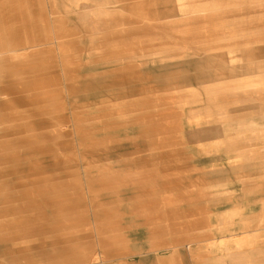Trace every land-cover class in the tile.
<instances>
[{
	"label": "rangeland",
	"instance_id": "rangeland-1",
	"mask_svg": "<svg viewBox=\"0 0 264 264\" xmlns=\"http://www.w3.org/2000/svg\"><path fill=\"white\" fill-rule=\"evenodd\" d=\"M140 1L146 3L122 13L125 17H137L142 23L121 29L138 27L148 31L143 32V40L133 41L141 50L177 53L159 56L158 63H150L148 59L153 57L148 56L131 58L124 66L99 67L93 70L99 71L98 74L75 79L72 72L78 61L77 48L82 46L79 42L77 46V41L81 43L82 38L97 35L93 32L65 35L62 20L48 0H0V60L7 58L12 63L9 67L3 61L0 63L4 72L0 88L9 82L22 86L54 75L63 82L30 94L0 95V209L6 206L12 208L11 213L17 212L7 218L6 224L0 220V264L208 263L209 258L195 249L208 232L207 209L201 205L207 199L202 195L207 182L197 175L198 169L191 166L178 144L176 101L179 96L187 98L185 95L192 90L184 80L190 75L189 69L193 75L203 73L209 78H205L207 81L213 80L207 91L210 96L213 92L221 93L219 55L229 58L225 64L228 61L233 72L247 69L248 63L243 60V49L220 50L229 48L230 43L241 44L252 35H231L230 18L217 20L218 16L239 9L234 5L230 8L229 0ZM256 5L264 8V3ZM166 8L172 9L173 15L189 17L190 25L185 27V23L182 27L183 23L177 22V33L161 37L165 33L158 32L165 24L152 23L155 19L149 17L160 16ZM90 14L91 11L85 13L84 18L91 20ZM180 34L185 36H177ZM253 36L255 41L264 40V32ZM189 50L192 53L178 52ZM190 56L192 62L188 59L183 63L182 59ZM196 57L205 60L204 65L193 64ZM168 58L176 61L177 68ZM82 83H90V91H82L75 97L67 90V84ZM108 85L107 92L101 91ZM21 96L24 102L12 100ZM105 96L108 102L103 103ZM58 102L68 104L59 111ZM102 105H108L110 110H104ZM89 109L97 110L99 119L93 124L87 120L82 124L79 119L86 114H80ZM56 116L61 121L64 116L66 121L50 125ZM93 127L101 132L93 135ZM127 129L134 135L140 134L141 141L146 139L151 150L126 155L133 144L125 142ZM77 130L85 133L84 146L88 148L79 150L70 146L79 134ZM68 140L70 143L65 144ZM110 148L111 156L116 153L120 156L94 161L91 152ZM78 150L87 153L67 157L69 152L75 154ZM165 152L170 158L159 161L157 156ZM133 159L141 161L135 167H127ZM25 172L40 173L38 182L14 179ZM101 180V185L95 182ZM121 191L130 193V199L125 197L123 202ZM122 204L131 205L124 212L119 209ZM45 214L46 217H40ZM31 234L34 238H30ZM14 237H23L16 242L14 253H10V248H1ZM54 240L59 244L49 243ZM64 243L74 246L71 255L51 257ZM38 244L41 246L35 248Z\"/></svg>",
	"mask_w": 264,
	"mask_h": 264
},
{
	"label": "crops",
	"instance_id": "crops-1",
	"mask_svg": "<svg viewBox=\"0 0 264 264\" xmlns=\"http://www.w3.org/2000/svg\"><path fill=\"white\" fill-rule=\"evenodd\" d=\"M48 1L62 20L64 33L69 31L74 36L93 32L97 35L84 37L81 43L77 41V46L78 42L82 45L77 48L80 59H77L76 67H80V78L87 74H98L99 71L93 70L99 67H113L115 64L124 66L131 58L145 59L148 56L153 57L148 59L150 63H158L159 56L177 53L141 50L142 47L136 42L144 39L143 32L147 30L138 27L121 29L142 23L137 17L123 16L122 11L137 9V5L144 4L145 1ZM229 2L230 8L234 5V8L239 9L230 10L218 16L217 20L228 16L231 35L252 36L241 44L230 43L229 48L223 47L220 51L243 49L241 54L248 63L247 69L233 72L228 67V61L225 64L229 58L219 55L221 93L213 92L211 96L207 91L213 80L207 81L209 78L203 73L195 72L193 75L192 70H188L190 75L184 80L189 82L192 90L185 95L187 98L179 96L176 101L180 129L177 134L178 144L191 161V166L198 169L197 175L207 182L206 192L202 191L207 199L201 205L207 209L208 232L195 249L209 258L207 264H264V40L255 41L253 36L257 32H264V8L256 5L263 4L264 0ZM115 4L116 7H109ZM86 5L95 8L86 9ZM254 5L256 8L247 9ZM89 11L92 12L91 20L84 18V14ZM183 15H173L172 9L166 8L160 12V16L148 17L155 19L152 23L165 24L158 32L165 33L162 37L177 33V22L183 23L182 27L185 23V27L190 25L189 17ZM219 25L223 27L222 23ZM149 31L154 32L151 28ZM188 31L186 28L185 33ZM153 35L158 37L156 33ZM178 52L192 53L190 50ZM183 59V63L188 62V59L192 62L193 57ZM168 62L177 68L176 61L172 62L168 58ZM203 62L205 60L196 57L193 64L201 66L204 65ZM90 85L82 83L80 92L90 91ZM109 86L105 89L109 90ZM140 137V134L134 135L132 130L126 134L125 142H133L132 151L127 149L126 155L143 150L144 147L149 148L147 152L150 151L146 139L141 141ZM170 156L165 152L159 154L157 159L166 161ZM140 161H133L132 166L135 167Z\"/></svg>",
	"mask_w": 264,
	"mask_h": 264
},
{
	"label": "bare ground",
	"instance_id": "bare-ground-1",
	"mask_svg": "<svg viewBox=\"0 0 264 264\" xmlns=\"http://www.w3.org/2000/svg\"><path fill=\"white\" fill-rule=\"evenodd\" d=\"M65 35H68L69 37H72L73 36V34L72 33H70L69 31H68V33L66 32L65 33ZM39 44H42V45H45V44H43V43H39ZM36 46V45H35ZM61 47H62V45H61ZM7 61H9L7 58H4V59H2V60H0V63L2 62V64L3 65H5V67H9V66H11L12 65V63H9V62H7ZM77 59H80V56L78 55L77 56ZM1 64V65H2ZM78 65H81V63H78ZM1 69V68H0ZM40 70H42V69H35V71H40ZM53 70H55V68H53ZM79 70H80V67L79 66H77V67H75V69L73 70V72L72 73H74L73 75L75 76V79L76 78H80V74L78 73L79 72ZM3 71H2V69L0 70V76H3ZM8 75L9 74H11L10 73V70H9V72L7 73ZM71 74H69V76H70ZM80 75V76H79ZM9 77V76H8ZM62 77V76H61ZM68 76H67V74H66V78H67ZM57 83H60V84H63V82L61 81V78L59 77V76H56V75H54V76H52V77H50L49 79H46V80H41V81H39V80H36V81H34L33 83H26V84H24V85H22V86H17V85H14V82H9V83H7L6 84V86L5 87H1L0 88V95H4V96H6V95H15V94H18V93H28V94H30V93H32V92H34V90H37V89H40V88H44V89H47V88H50V86H52V85H54V84H57ZM80 85H82V84H67V90L69 91V90H71V94H73V96H75V97H78L79 95H77L78 93H80ZM101 91H103V92H107L108 90L107 89H105V91L104 90H101ZM20 94H18V95H20ZM17 95V96H18ZM13 98V97H12ZM17 98V99H16ZM16 98H13L12 100H14L15 102L16 101H20V102H24V97H16ZM83 98V96H81V98L80 99H82ZM16 99V100H15ZM109 101H110V99H109ZM102 102L103 103H105V102H108V97L107 96H105L103 99H102ZM68 104V103H67ZM67 104H65V102H58L57 103V105H56V108H58V110L59 111H61V110H63L64 108H65V106H67ZM103 107H104V110H110L109 108H108V105H102ZM71 108H73V106L71 105L70 106ZM93 107V106H92ZM95 109H97V108H95ZM96 111L97 110H93V109H89L88 111H84L83 113H81L80 115H83V114H86V115H84V116H82L79 120L81 121V123L83 124V123H85V121L87 120L89 123H94V120H96V119H99V115H96ZM76 116V113L74 114L73 113V117H75ZM108 115V114H107ZM107 115H102V117L104 118V117H109V116H107ZM88 116H90V117H88ZM77 117V116H76ZM56 119V120H55ZM53 120H55V121H53ZM62 121H66V117H64V116H62ZM61 121V118H58V116H56L55 118H52L51 119V121H50V125L51 124H56L57 122H62ZM120 122V121H119ZM123 123V122H122ZM57 125V124H56ZM103 125H107L106 123H103ZM116 127H118L117 125H115ZM113 128H115V127H113ZM98 130V132H99V130L100 129H97ZM97 130L96 131H94V127H93V131L91 132V133H93V135H95V132L96 133H98L97 132ZM78 131V130H77ZM127 131H128V129H127ZM78 135H77V138L74 140V141H71V143H70V141L68 140V141H65V144H69L70 143V146L72 147V148H74V149H82L83 147H85V148H88V147H86V146H84L85 145V143H86V141H87V138H86V136H85V133H82V132H80V131H78ZM127 134H128V132H127ZM67 142V143H66ZM63 146H64V143H63ZM149 149V148H148ZM148 149H143V150H138V151H136L135 153H138V152H140V153H144V151H147ZM75 151V154H74V152H69L68 154H67V157H74L73 155H76V156H83L84 155V153H87V151H84V152H80V151ZM151 150V149H150ZM89 152V151H88ZM111 148H110V150H108V149H105L104 151L103 150H100V151H93V152H91L92 153V156L94 157V161H100V160H106L107 159V157H108V159H109V157L110 158H113V156H115L114 158H116V157H119L120 156V154L119 153H116V154H114V155H112L111 156ZM100 153H104V154H100ZM106 153H108L109 155H107ZM168 154V153H167ZM137 159H133L131 162H135ZM133 164V163H132ZM132 164H129L127 167H129V166H132ZM118 165H120V164H116V165H114V166H118ZM112 168V167H111ZM113 169V168H112ZM21 175H23V176H21V177H18V176H15V178L14 179H16L17 181H22L23 179H26L27 181H31V183L32 184H36L37 182H38V175H40V173H27V172H25V173H21ZM20 178H23L22 180H18V179H20ZM37 180V181H36ZM48 180H51V178H49ZM53 180V179H52ZM96 183H98L99 185H101V184H103L102 183V180L101 181H95ZM27 184H29V183H27ZM25 185V184H24ZM120 198L123 200V202L124 201H126V198L125 197H127V198H129L130 199V197H129V195H130V193H128L127 191H124V192H120ZM120 198H119V200H120ZM128 205H131V204H122V205H120L119 206V209H121V210H123L124 212H126V208H128ZM131 208H132V206H130L129 207V210H130V212L132 211L131 210ZM10 210H12V208H10V207H3V208H1L0 209V220L1 219H3V220H1V223H4V224H6V220H7V218H10L11 216H13V215H15V214H17V212H12L11 213V211ZM48 209H47V214H48ZM40 214V213H39ZM38 214V215H39ZM38 215H33V217L34 216H38ZM6 216H8V217H6ZM40 217H46V214L45 215H40ZM12 229V228H11ZM84 232H82V236L85 238V234H83ZM33 235V236H32ZM13 236H15V235H13ZM13 236H11V237H13ZM34 234H31V236H30V238H34ZM23 238V237H22ZM22 238H20V237H14V238H11L8 242H6V244H3V246L1 247V248H10L9 249V251H10V253H14L15 252V250H13L14 249V247L16 246V242H19L20 241V239H22ZM24 238H26V236H24ZM76 238V237H75ZM71 239H73V238H70V240ZM70 240H68V241H65V242H70ZM47 243V242H46ZM50 244H52V245H56V244H59V241H56V240H54V241H52V242H49ZM68 243H64V246H61L60 248H61V250L60 251H57V252H55V254H52L51 255V257H68V256H70L71 255V253L74 251V246L73 245H70V246H65V245H67ZM41 245H36L35 246V248H38V247H40ZM14 251V252H13ZM16 252H19V251H17L16 250ZM43 253H45V252H42L41 254H43ZM46 256H49V254H47ZM63 264H72V263H70L69 261L68 262H66V261H64V263Z\"/></svg>",
	"mask_w": 264,
	"mask_h": 264
}]
</instances>
